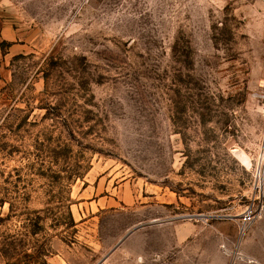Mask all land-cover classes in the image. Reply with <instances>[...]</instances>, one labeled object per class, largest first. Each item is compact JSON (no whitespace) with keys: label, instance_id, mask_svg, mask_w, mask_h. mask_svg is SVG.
<instances>
[{"label":"rangeland","instance_id":"obj_1","mask_svg":"<svg viewBox=\"0 0 264 264\" xmlns=\"http://www.w3.org/2000/svg\"><path fill=\"white\" fill-rule=\"evenodd\" d=\"M1 42L0 264H264V0H0Z\"/></svg>","mask_w":264,"mask_h":264},{"label":"built area","instance_id":"obj_2","mask_svg":"<svg viewBox=\"0 0 264 264\" xmlns=\"http://www.w3.org/2000/svg\"><path fill=\"white\" fill-rule=\"evenodd\" d=\"M260 87L264 91V78L261 80ZM262 97L264 98V95ZM262 118H263V137H264V102L262 106ZM258 158L260 161V167L256 168V174L260 175L264 173V144L259 149ZM240 218L242 223L245 224L250 223L255 218V209L253 208V206L252 205L246 206L243 212L241 213Z\"/></svg>","mask_w":264,"mask_h":264},{"label":"water","instance_id":"obj_3","mask_svg":"<svg viewBox=\"0 0 264 264\" xmlns=\"http://www.w3.org/2000/svg\"><path fill=\"white\" fill-rule=\"evenodd\" d=\"M193 216V215H192ZM137 227H134L133 228V230H135ZM132 229L131 230H129L126 234H125V236L124 237H122L120 240H119V242H121L129 233H131L132 231H133ZM101 263V262H100Z\"/></svg>","mask_w":264,"mask_h":264},{"label":"trees","instance_id":"obj_4","mask_svg":"<svg viewBox=\"0 0 264 264\" xmlns=\"http://www.w3.org/2000/svg\"><path fill=\"white\" fill-rule=\"evenodd\" d=\"M3 44H5L4 42H1L0 45L2 46Z\"/></svg>","mask_w":264,"mask_h":264}]
</instances>
